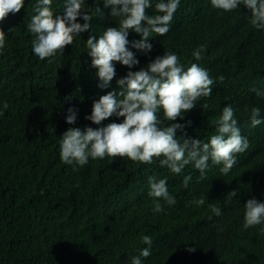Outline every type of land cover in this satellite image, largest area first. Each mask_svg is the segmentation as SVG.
<instances>
[{
    "label": "trees",
    "instance_id": "1",
    "mask_svg": "<svg viewBox=\"0 0 264 264\" xmlns=\"http://www.w3.org/2000/svg\"><path fill=\"white\" fill-rule=\"evenodd\" d=\"M35 4L25 0L19 13L0 21L6 36L0 49V264H131L148 247L145 235L152 245L151 255L141 257L143 264H188L189 256L204 257L208 264H264V222L247 228L244 222L248 199L264 203V122L252 126L250 119V109L258 107L264 120V95L251 91L264 92V30L250 24V11L241 5L223 12L210 0H180L169 32L150 37V52L132 48L140 36L129 30L128 47L139 64L129 69L117 62L116 76L101 88L86 40L118 26L120 18L109 15L111 8L103 0H83L82 11L92 16L90 31L76 36L63 54L41 60L27 31ZM64 5L65 0H52L54 16L63 13ZM147 12L156 14L154 7ZM77 22L85 21L78 17ZM197 48L199 61L193 56ZM165 52L175 53L185 69L198 64L214 81L209 97L172 122L185 125L177 137L207 142L223 108L231 106L250 145L237 154L233 168L222 174V165L209 160L202 177L191 164L173 174L155 158L152 164L126 157L89 158L83 166L63 163L62 134L69 128L122 122L113 116L96 125L86 117L93 101L119 91L118 79ZM69 108L77 115L72 125L66 123ZM159 118L170 123L162 111ZM153 174L166 178L176 200L159 213L152 211L150 200L144 203ZM188 175L192 179L184 188ZM232 190L238 195L229 199ZM201 199L202 205L194 203ZM213 207L221 210L219 215ZM169 237L181 242L167 244Z\"/></svg>",
    "mask_w": 264,
    "mask_h": 264
},
{
    "label": "clouds",
    "instance_id": "2",
    "mask_svg": "<svg viewBox=\"0 0 264 264\" xmlns=\"http://www.w3.org/2000/svg\"><path fill=\"white\" fill-rule=\"evenodd\" d=\"M106 8L110 7V16L119 19V25L109 26L97 37L90 35L86 40L87 54L91 58V66L97 69L96 75L101 81L99 87L107 88L116 76L115 64L118 62L132 69L139 64L133 51L129 50V30L139 34L140 39L131 42L132 48L148 53L152 50L150 37L153 34L164 36L169 32V25L177 11L180 0H103ZM25 0H0V21L10 13L16 14L24 7ZM211 6L223 12H231L243 5L250 11V24L257 30H264V0H210ZM83 0H65L62 14L55 15L51 9L52 0H36L35 15L27 24V31L33 35L32 48L41 60L52 58L57 53L63 54L66 46L72 45L76 36L90 31L92 16L82 11ZM154 15L147 9L153 8ZM100 11V8H97ZM82 17L83 24L77 22ZM5 33L0 30V49L5 46ZM195 60L202 59L201 49L193 51ZM220 79H223L222 77ZM214 83L207 70L192 63L186 69L175 53L165 52L157 56L146 68L128 71L126 76L118 79L119 91L112 90L93 101L91 114L86 117L93 124L110 117L123 118L122 122H111L97 128L79 127L67 129L59 141L61 161L67 165L83 166L88 159L127 158L135 163L152 164L154 158L159 159L161 167H166L173 174H180L187 165L199 170L203 177L208 168L209 160L213 164L222 165L221 173L227 174L236 164L237 154L249 148V141L241 135L234 119V110L225 106L221 116L214 122L215 134L207 142L200 138L177 137V131L185 125L172 123L177 118L183 119L184 114L192 110L202 97H209ZM257 95L264 92L251 89ZM7 108V104H4ZM162 111L167 125L159 118ZM2 114V113H0ZM258 107L250 109L252 126H258L264 120ZM76 111L68 109L66 123L76 122ZM208 175L205 177L207 178ZM190 175L185 176L182 187L187 188ZM145 205L159 213L176 203L169 194L166 178H158L153 174L148 177ZM148 189V190H147ZM205 195H209L206 191ZM238 195V190L228 193L231 199ZM194 203L202 205L204 201ZM220 209L213 207L215 214ZM245 227L259 225L264 222V203L255 198L248 199L244 204ZM148 245L140 255L133 257L131 264H143L141 257L151 255V237H142ZM180 243L178 239L172 240ZM170 237L167 244L172 242ZM196 249V246L193 245ZM192 248V247H191ZM194 251V249H189ZM201 255H203L200 249ZM183 258L185 255L181 253ZM222 264H228L221 261ZM188 264H208L207 259L189 256ZM216 264V263H212Z\"/></svg>",
    "mask_w": 264,
    "mask_h": 264
}]
</instances>
